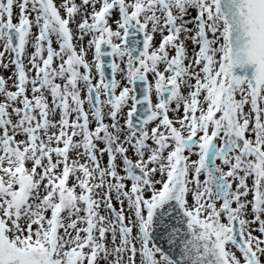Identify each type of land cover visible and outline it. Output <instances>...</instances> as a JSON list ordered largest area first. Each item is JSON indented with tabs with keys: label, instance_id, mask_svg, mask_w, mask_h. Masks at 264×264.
Segmentation results:
<instances>
[{
	"label": "snow or ice",
	"instance_id": "obj_1",
	"mask_svg": "<svg viewBox=\"0 0 264 264\" xmlns=\"http://www.w3.org/2000/svg\"><path fill=\"white\" fill-rule=\"evenodd\" d=\"M0 264H264V0H0Z\"/></svg>",
	"mask_w": 264,
	"mask_h": 264
}]
</instances>
